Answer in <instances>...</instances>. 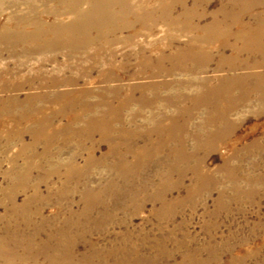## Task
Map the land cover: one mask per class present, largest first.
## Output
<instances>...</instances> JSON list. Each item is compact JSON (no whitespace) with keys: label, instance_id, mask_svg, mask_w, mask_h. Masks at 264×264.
<instances>
[{"label":"rangeland","instance_id":"374dc122","mask_svg":"<svg viewBox=\"0 0 264 264\" xmlns=\"http://www.w3.org/2000/svg\"><path fill=\"white\" fill-rule=\"evenodd\" d=\"M21 1L15 4L21 11H24L26 7ZM133 1H141L144 5L137 7V13L140 12L142 15L153 14L157 6L153 0ZM203 1L199 0V2ZM256 1H259V4L252 11L237 12L243 15L241 19L243 24L233 26L234 33L230 34L228 45L221 43L223 38L219 39L220 42L206 45V47L209 46L206 50H210L211 54L204 70H199L193 76L176 75V77L193 78L211 89L220 84L223 77L227 79L228 76L233 78L235 74H245L248 71L247 62L260 59L258 53L251 52L247 47L252 44L253 37H255L252 30L257 27V15L264 16V0H252L254 3ZM54 2L56 0H37L33 3L38 8V11L36 10L38 15L52 19L54 16H60L55 10H49V8H55L56 3ZM195 2L196 0H187V5L197 8V13L201 16L194 18V28L189 31L171 28L163 22L159 24L156 33H150V28H147L145 31L148 32L147 34L135 35V28L139 29L142 26V23L137 21L131 28L132 30L126 28L116 32V35L121 37L120 40L105 48L103 56L107 57L110 56V52H115L117 59L121 60L125 55L144 46L146 54L152 59L148 65L144 66L146 72L138 75L135 58L130 56L124 58L127 68L121 69V80L110 81L112 87H119L122 97L126 92L131 91L133 85H137V89H143L145 85L167 84L175 80L176 72L172 75H156L154 59L161 53L173 54L175 50L188 47L194 36L208 34L209 32L207 33L204 27L212 22V15L219 9L231 5L229 0H209L207 3L204 1V7L203 4L195 5ZM28 3L31 4L29 1ZM13 7L9 3L2 6L0 21L6 20L7 16L14 13ZM224 15V12L219 13V17H224ZM167 18L169 22L182 21L181 8L176 5ZM238 18L239 16L236 17ZM218 27L220 28V25ZM242 30L246 42L235 39L241 35ZM129 35L135 36L129 40L127 39ZM261 42L264 43V37L261 38ZM153 46H158V50L150 49ZM95 50L91 47L86 51H77L75 54L63 47L54 50L36 45L16 44L12 47L6 43H0V73L1 71L6 72L7 74L2 77L15 81L18 73L49 71L57 67L65 68L68 64L84 63L88 66L95 63L93 59L88 58V55L94 54ZM70 54H73L72 57ZM170 64V60L164 61V66L168 70L171 69ZM261 70L264 68L255 69V71ZM93 76L81 78L76 84H62L60 89L70 92L74 89L77 91L84 88L89 89L91 93L86 94L85 98L92 102L97 101L98 91L107 82L97 78L96 72ZM222 84L227 85V81H223ZM195 85L187 91L188 95L196 89ZM47 90V88L40 89L33 86H25L21 90H0V189L6 192L14 184L16 177L28 176L29 187L26 192L20 191L16 195V201L18 205H22L26 195L36 197L35 201L26 205V213L16 214L13 217L9 214L10 204L6 202L0 204V215L3 216L0 226H16L20 236L36 233L39 240L46 236L58 235L57 233L63 228L64 219L69 216V209H72L75 211L72 221L79 223L76 219L88 220L89 223L84 224L83 230H89L97 243L107 242L113 239L115 234L120 236L126 234L127 231H131L134 235L139 234L140 227L143 225L146 226V230L156 233L159 230V222L155 213L164 205L162 195L166 191L165 196L169 199V204L179 207L173 222L168 224L169 227L178 224L176 238L170 243L176 252L173 257L159 264H178L184 256L188 260H193L195 257L200 258L205 260L206 264H264V92L261 96L249 93L245 99V96L233 92V97L227 99H232L230 103L227 102L229 108L226 105L222 108L225 111L227 122L226 124L220 123V126L203 125L207 112L202 106L193 110L190 114L191 121L183 128L184 130H175L172 125L173 121L166 118L164 119V130L169 136L159 131L155 132L152 127L141 123L142 116L150 114V110H145L139 116L140 118L136 119L135 124L127 127L134 133L133 137H129L127 144L121 142L114 152L111 143L104 139L98 131L92 132L93 142L86 141L82 145L74 141L65 142L63 140H53L48 144L35 143L28 130L34 128V125L30 121L18 124L12 116L15 115L18 107H12L11 115L5 113L8 105L11 104L8 101L11 98L18 99L20 103L28 96H36L32 102L42 105V113L51 116L52 112L59 108L60 103L42 101L37 97L39 94L50 92ZM74 95L77 99L81 98L78 93ZM136 95H139V91ZM192 101L193 98L190 96L188 98L180 96L176 100L166 101L161 109L166 116H169L175 114L177 107H191ZM136 109L137 107L134 106L133 110ZM67 111V113L72 112V110ZM129 115L126 113L127 117ZM68 117L58 116L45 126L49 132H64L61 128L69 119ZM178 117L187 116L179 113ZM82 126V123L75 124V128ZM19 131L24 134L22 140L16 137ZM173 131L177 139L170 140ZM213 131L216 136L209 137L208 133H213ZM147 132H150L149 135ZM178 137H181V140ZM138 150L141 152L136 155L135 152ZM172 151L178 158L203 161L199 163V167H202L208 175L207 179L200 183L202 188L197 191L194 188L198 178L193 174L192 168H188V171L182 174L169 173L171 180L165 185L160 183V176L166 174L162 169L163 163L161 164L160 161L173 157ZM121 159L127 161L128 164H133L134 167H138V161H141L140 163L146 161L143 162L146 168L121 174L109 169L110 165ZM225 166L233 169L227 172L223 169ZM66 176H70L72 179L70 186L76 190H63L64 193H61V182ZM121 176L134 177L137 181L132 184L130 181H124ZM115 177L119 178L120 186L125 185L126 189L132 187L136 192L126 191L124 194L121 192L110 194L109 192L97 195L95 188L100 187L102 183L100 180ZM78 178V183L75 185ZM148 179L151 183H148ZM142 181L147 185L146 189L138 188L142 185ZM84 186L92 190L85 193ZM192 190L196 192L192 193ZM89 194L107 199L109 203L88 204L84 201V197ZM67 199L70 201L68 202ZM88 207L90 212L85 214L83 211ZM107 210H112L110 214L116 224L108 223L109 226L113 225L108 228V232L99 233L91 222L104 218ZM31 212L37 214L33 216L31 222H27L24 220V215ZM82 225L79 223L75 225L76 228L72 227L67 232L73 234L77 231L78 233ZM207 226L211 227L207 228ZM16 240L4 245L3 252H17L23 255L26 250L25 245L22 240ZM87 247V242L80 241L77 252H83ZM3 252H0V264H3L7 258L2 254ZM196 253L200 254L194 256ZM234 258L236 262L231 263Z\"/></svg>","mask_w":264,"mask_h":264},{"label":"bare ground","instance_id":"6f19581e","mask_svg":"<svg viewBox=\"0 0 264 264\" xmlns=\"http://www.w3.org/2000/svg\"><path fill=\"white\" fill-rule=\"evenodd\" d=\"M17 1L19 0H0V9L6 3L13 5V9H15L14 13L6 17V20L0 21V43H6L12 47L16 44L27 46L36 45L45 49L54 50L63 47L75 54L77 51H86L89 48L91 49V47L96 49L94 54L88 55V58L93 59L95 63L88 66L84 63L76 65L68 64L65 68L57 67L49 71L28 74L18 73L15 81H9L2 77L7 73L1 71L0 90H21L25 86H33L40 89L47 88L50 92L39 94L37 97L42 101L49 100L60 103L59 108L52 112L51 116H48L42 113V105H36L32 102L36 96H28L20 103L18 99L11 98L8 100L11 104L8 105L5 113L11 115L13 113L12 107H18L15 115L12 116L18 124L30 121L34 125V128L28 130L35 143L44 142L48 144L53 140H63L65 142L74 141L82 145L86 141L93 142L94 140L91 137L92 132L98 131L104 139L111 143L114 149L113 151L115 152L121 142L122 144H127L129 137H133L134 133L129 131L127 127L130 124H135L136 119L145 110H150V114L142 116L141 123H144L147 127H152L155 132L159 131V133H165V135L169 136L164 130V119L166 118L173 121L172 125L175 127V130H184L183 128L191 121L190 114L193 113L194 109L196 110L202 106L207 112L206 116H204L203 125L220 126V123L226 124L225 122H227L225 119V111L222 108L225 105L228 106L227 102H231L232 99H227L233 97V92L237 93V95L245 96L244 99L249 93H256L258 96H261V93L264 92V70L255 71L258 67L264 68V43L261 42V38L264 37V16L257 15V27L252 30L255 37H253L252 44L247 46L251 52L258 53L260 59L247 62L246 68L248 71L245 74H235L233 78L227 75V79L223 77L220 84H217L211 89H208L201 82L199 83L193 80V78L183 79L176 77V75L193 76L199 70H204L211 54L210 50H206L209 47H206V45L220 42V38H223L221 43L228 45L230 34L234 33L232 31L233 26L239 23L243 24L241 21L243 15L237 14V12L252 11L254 7L258 6L259 1L254 3L252 0H229L231 5L215 12L212 15V22L204 27L206 29L205 31L207 33L209 32L208 34L194 36L188 47L175 50L173 54L161 53L154 59L156 75H172L173 72H176L175 80L167 84L145 85L143 89H137L138 86L133 85L131 91L126 92L123 97L120 94L121 90H119V87H112L110 81L121 80L122 70L127 68L124 58L128 56L135 58L134 62L138 67V75L146 72L144 66L148 65L152 59L146 54L144 46L139 50H135L133 53L125 55L121 60L117 59L115 52H110V56H103L105 48L120 40L121 37L117 36L116 32L126 28H133L137 21H140L142 26L139 29L135 28V35L147 34L148 32H145L147 28H150V33H156L159 29V24L163 22L171 28L189 31L194 28V18L196 16V18H200L201 16V14L197 13V8L189 7L187 0H153L155 4L157 3L153 14L142 15L140 12L137 13V7L143 5L141 1L56 0L54 2L56 3L55 8H49V10H55L60 16L47 19L43 15H38L36 12L38 8L33 2L37 0H22L21 2L26 7L25 10L23 9L24 11H21L17 7L15 4ZM28 1L31 4L33 3L32 6ZM204 1L207 3L209 0ZM204 1L199 2V0H196L194 4L202 5ZM176 5L181 8L183 20L169 22L167 17L172 13ZM202 6L204 7V4ZM155 10L157 11L155 12ZM222 12L225 14L224 17H219V13L221 14ZM237 16H239L238 19H236ZM222 24L225 25L223 26ZM218 25H220V28ZM243 32L242 30L241 35L235 37V39L246 42V37H244ZM135 35L132 37L129 35L130 37L127 39L132 40ZM231 46L233 45L231 44ZM157 47L153 46L150 49L157 51ZM70 55L72 57L73 54ZM166 60L171 61L170 70L164 66V61ZM242 63L245 64V62ZM95 72L97 78L107 82L98 91L99 99L97 101L92 102L85 98L86 94L91 93L89 89L84 88L81 91L74 89L71 92L60 89L62 84H76L81 78L94 77L93 73ZM225 80L227 81V85L224 86L222 82ZM194 85L196 89L192 94L188 95L187 91ZM137 91H139L138 96L136 95ZM75 93H78L81 98L77 99L74 95ZM180 96L183 98H188V96L193 98L191 102L192 106L189 108L177 107L175 114L166 116L161 107L166 104V101L176 100ZM134 106L137 107L136 110H133ZM67 110H72V112L67 113ZM126 113L130 115L127 117ZM179 113L185 114L187 117L179 118ZM58 116H69V119L63 124V128H61L64 132H49L45 124L52 122ZM76 123H82L83 126L81 128H75ZM149 133L147 132L148 135ZM173 133L175 132L173 131L171 133L170 140L177 139ZM23 135L22 131L16 133V137L20 140H22ZM212 135L214 137L216 136L215 131L208 133L209 137ZM178 139L181 140V137H178ZM161 140L163 141V137H161ZM140 152L141 150H138L135 153L138 155ZM171 153L174 154L173 157L160 161L161 164L163 163L162 169L166 173L160 176V183L165 185L171 180L168 176L169 173L178 172V174H182L187 172L188 168H192L193 174L198 178L194 188L196 191L202 188L200 183L206 180L208 175L202 167H199V163H203V161H190L185 158H178L173 151ZM140 162H137L138 167H134L133 164H128L127 161L121 159L110 165L109 169L120 174L127 171L145 169L146 167L145 165L143 166V162L146 161ZM223 169L228 172L233 168L230 166L227 168L225 166ZM121 177L124 181L127 180L131 183L137 181L134 177ZM28 179V176H18L8 191L3 192L0 189V204H4L5 202L10 204V217L16 214L23 215L26 213V205L36 199L35 196L29 197L26 195L22 205H18L16 201V195L20 191H27L26 189L29 187ZM118 179L116 177L112 179H101L100 182L102 183L100 187L95 188L97 195H103L109 192L110 194L120 192L124 194L126 191L136 192L132 187H127L126 189L125 185L120 186ZM71 180L70 176H66L65 180L61 182V193H64L63 190H76L70 186ZM78 180L79 178L76 179L75 185H77ZM148 183H151L149 179ZM132 184L130 185L132 186ZM146 187L147 185L142 181V185L138 188L146 189ZM88 190L89 187L84 186V192L86 193ZM90 190L92 189L90 188ZM196 191L192 190V193ZM165 193L166 191L162 195L164 205L159 211L156 210L155 213L156 219L159 222V230L156 233L146 230V226L143 225L140 227L139 234L134 235L131 231H127L124 235L118 236L115 234L114 238L107 242L97 243L92 238L89 230H83L84 224L89 223L88 220L76 219L80 224H83L81 230L78 233H76L77 231L74 232L75 234H69L67 232L68 229L72 227L76 228L75 225H79V223L72 221V217L74 218L75 216V211H72V209H69V216L64 219L65 222L62 224L63 228L60 231L58 230V235L46 236L39 240L38 234L36 233L28 236H20V232L16 226H0V252L4 251V245L16 239L22 240L26 249L23 255L17 252H3L2 254L7 257L3 264H159V262L173 257L176 252L170 246V243L175 240L178 231V224L171 227L168 224L171 221L173 222L179 207L171 206ZM67 201L69 202L70 200L67 199ZM84 201L86 203L88 202V204L94 202L109 203L107 199L96 195L91 196V194L86 195ZM111 211L107 210L104 218L102 217V219L91 222L93 227H96L97 232L104 234L108 232L109 227L113 226H109L108 223L116 224L110 214ZM83 212L88 214L87 212H90L89 207ZM35 214L37 213H27L26 216L24 215V220L31 222ZM2 219L3 216L0 215V221ZM210 227L207 226V228ZM80 241L82 243L87 242L88 247L83 252L78 253L77 250ZM199 254L196 253L194 256ZM235 262L236 258L232 259L231 263ZM178 264H206V261L197 257L193 260H188L184 256L183 260Z\"/></svg>","mask_w":264,"mask_h":264}]
</instances>
